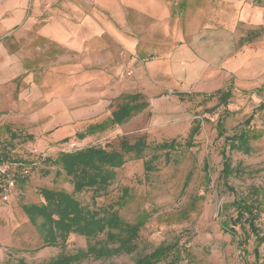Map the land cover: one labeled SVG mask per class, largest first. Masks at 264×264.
Wrapping results in <instances>:
<instances>
[{
	"label": "rangeland",
	"instance_id": "rangeland-1",
	"mask_svg": "<svg viewBox=\"0 0 264 264\" xmlns=\"http://www.w3.org/2000/svg\"><path fill=\"white\" fill-rule=\"evenodd\" d=\"M63 2L22 0L17 25L6 29L2 24L17 13L0 11V159L12 165L15 176L8 201L0 196V264H45L104 241V234L69 235L60 247H43L22 206L40 202L41 189L72 193L69 180L56 175L58 167L46 159L90 146L118 150L123 139L130 144L142 139L148 147L140 159L126 155L100 195H72L81 206L115 212L129 225L143 221L136 251L80 264H134L172 244L186 257L181 264H252L254 238L231 222L227 230L221 224L235 215L234 200L259 191L255 226L264 236V0H66L69 11L76 6L97 24L111 21L132 40L130 48L108 43L104 62L92 59L94 54L87 62L64 59L57 46L33 42L38 27ZM95 11L104 15L94 17ZM31 16L37 22L32 29L24 25ZM103 63L112 74L103 82L112 84L102 90L101 77L94 76ZM69 65L71 71L63 70ZM81 66L83 75L75 69ZM217 91L229 92L226 103ZM131 94L147 103L143 111L120 126L76 137L105 121ZM102 99H109L103 112ZM60 104L69 110L58 109ZM65 111L70 120L62 117ZM243 130L250 137L249 153L230 151L226 138ZM171 141L174 149H155ZM223 154L231 170L226 179ZM147 161L152 171L145 170ZM259 255L258 264H264V243Z\"/></svg>",
	"mask_w": 264,
	"mask_h": 264
},
{
	"label": "trees",
	"instance_id": "trees-1",
	"mask_svg": "<svg viewBox=\"0 0 264 264\" xmlns=\"http://www.w3.org/2000/svg\"><path fill=\"white\" fill-rule=\"evenodd\" d=\"M229 96V92H224L218 99L226 103ZM146 107L147 103L143 101L141 95H126L123 97V102L110 113L105 121L89 125L83 132L76 134V137L83 140L86 136L120 126ZM218 127L219 135H222V125L218 124ZM196 132L197 128L195 127L190 134L194 135ZM226 139L230 151L249 153L250 137L247 131L243 130L238 135ZM147 147L148 145L142 139L133 144L123 139L119 143L118 150L90 146L74 152H60L55 159L45 160L58 167L56 175L58 173L65 175L72 186V193L41 189L40 202L22 206V211L29 223L41 235L43 247H60L64 245L69 235H78L86 239H93L101 234L105 235L103 242H96L88 246L85 251H78L75 254L60 253L45 264H80L87 259L104 261L121 255H131L136 251V241L143 221L129 225L123 222L115 212L104 211L103 214H100L97 210L81 206L72 194L92 192L95 196L100 195L114 179L115 170L124 165V157L133 155L140 159ZM174 148V141L155 146V149L158 150ZM0 162L7 163L1 159ZM144 168L147 171L154 169L150 161L144 163ZM221 173L222 179H226L231 174L229 161L224 154ZM224 184L227 185L226 182ZM228 189L233 191L230 187ZM259 196V191H252L250 198L234 200L230 206L234 208L235 215L229 220H224L221 224L227 230L231 222L232 227L238 226L242 231H246V237L251 235L254 238L252 264L259 263V247L264 243V236H260L255 226L258 217L257 209L261 205ZM231 233L236 236L235 231H231ZM246 240L247 238H243L239 242V246L244 247ZM185 258L183 252L177 249L175 244L160 245L151 253L138 257L134 264H160L162 262L164 264H181Z\"/></svg>",
	"mask_w": 264,
	"mask_h": 264
},
{
	"label": "crops",
	"instance_id": "crops-1",
	"mask_svg": "<svg viewBox=\"0 0 264 264\" xmlns=\"http://www.w3.org/2000/svg\"><path fill=\"white\" fill-rule=\"evenodd\" d=\"M100 2V0H98ZM64 4L61 5V8L54 11V15L48 18L45 23L40 25L38 27V30L36 32V37L33 38L34 41H38L42 44H53L57 46L62 52H63V58L68 60H86V62L90 59L89 57L94 54L96 56H93L92 59L97 61H103L104 62V54L106 52H109L108 45L116 46L121 45L122 47H125L126 44L129 48L133 47V42L131 39H125L121 36L119 33V29L117 25L112 23L111 21L104 22V19L101 21L99 20L98 24L95 23L91 17H89V12L86 14V12L82 11L79 7L71 6L69 11V5L66 0L63 2ZM22 0H4L3 5L0 7V11H16L17 15L14 16L13 19L10 20L8 18L3 25V28L6 29L9 25V27H12L13 25H17L18 21V14L21 11L22 8ZM13 7H16L13 9ZM36 7V6H34ZM100 13L102 16L104 13L102 11H95L91 12V15L94 16V13ZM95 17V16H94ZM108 24L105 27V23ZM36 19H34V16H31L30 19L26 21L24 24L25 27L34 28L36 24ZM21 36V35H19ZM109 43V44H108ZM128 50V49H127ZM130 51V49H129ZM104 63L103 65L97 66V68H102V71H98V74L94 77H101L102 80H100L102 85V90L104 88V85H108V82L112 84L111 80H105L104 78L111 77L112 74L108 72L107 69H104ZM92 67L88 66L86 69L89 71V68ZM76 71H79L81 75L85 74L87 71L84 70V68L81 66L80 69L75 68ZM63 70L65 71H71L72 65L64 66ZM66 78V76H63ZM89 76H86L88 78ZM67 80L69 78H66ZM61 82L59 85H62ZM65 84V83H64ZM56 85V86H59ZM61 88H56L54 86L53 91H60L59 93H64L62 95V98H64L66 95V91H61ZM69 92V91H68ZM102 99L100 103H98V106L101 108L102 112L105 111V108L109 105V99L104 100ZM99 102V101H98ZM61 103V102H59ZM65 105V104H64ZM60 104L58 106V109L62 110H69L66 106ZM88 106V105H87ZM89 107H91L89 105ZM94 108V106H92ZM87 108L88 114L86 115L87 118H89L91 112ZM62 117L65 116L69 120L71 119V114H69L67 111L61 114ZM91 117V116H90Z\"/></svg>",
	"mask_w": 264,
	"mask_h": 264
},
{
	"label": "built area",
	"instance_id": "built-area-1",
	"mask_svg": "<svg viewBox=\"0 0 264 264\" xmlns=\"http://www.w3.org/2000/svg\"><path fill=\"white\" fill-rule=\"evenodd\" d=\"M72 144L71 147H74ZM15 176L12 165L0 162V196L2 201H8L11 190L14 187Z\"/></svg>",
	"mask_w": 264,
	"mask_h": 264
}]
</instances>
